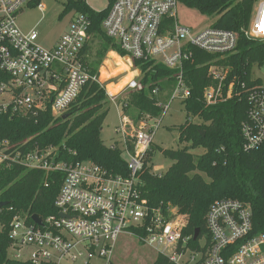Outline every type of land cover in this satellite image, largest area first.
I'll return each mask as SVG.
<instances>
[{"label":"built area","instance_id":"obj_1","mask_svg":"<svg viewBox=\"0 0 264 264\" xmlns=\"http://www.w3.org/2000/svg\"><path fill=\"white\" fill-rule=\"evenodd\" d=\"M37 3L0 0V70L8 76L0 81V114L36 115L49 107L53 117L58 118L65 115L88 81L104 87L84 58L92 37L88 16L75 13L68 29L45 48L37 43L35 31L24 32L16 22L19 11ZM109 4L101 21L102 33L126 52L123 57L115 53L128 58L130 67H134L132 60L143 59L173 70L169 100H159L161 90L154 87L150 96L160 107V114H144L134 120L125 113L126 101L122 103L114 128L117 140L107 147L121 151L127 166L125 175L112 173L90 160L63 159L59 146L39 147L28 140L0 138V165L63 174L53 202L55 212L36 213L39 224L32 220V214L10 204L0 209L11 214V258L31 264H111L113 246L125 233L154 247L157 256L165 257L169 264H264V234L252 233L248 203L232 198L214 201L205 214L206 233L199 232L194 239V231L185 233L187 218L176 207L172 211L170 205H148L141 195L139 177L144 163L151 173L162 174L151 170L148 153L171 102L178 99L184 106L190 95L183 65L194 48L214 56L208 68L212 84L203 90L204 103L216 105L230 98L233 91L244 97L247 109L240 124L242 147L249 151L260 146L264 142V85L255 70L264 71V60L251 64L248 81L234 74L225 87L230 67L218 61L237 52V32L210 25L193 31L181 25L176 17L179 0H109ZM241 34L264 43V0H254L250 21ZM135 75L123 89L130 92L146 88ZM105 92L114 102L117 95Z\"/></svg>","mask_w":264,"mask_h":264},{"label":"trees","instance_id":"obj_2","mask_svg":"<svg viewBox=\"0 0 264 264\" xmlns=\"http://www.w3.org/2000/svg\"><path fill=\"white\" fill-rule=\"evenodd\" d=\"M179 3L203 16L213 17L210 26L239 34L237 52L218 63L230 67L225 87L234 79V74L248 81L251 64L264 60V43L249 40L241 34L250 21L254 0H179ZM109 6L108 3L106 8L96 11L85 0H65L59 17L72 10L87 15L91 20L89 34L99 38L96 33L106 42V45L101 42L102 53L108 48L123 57L126 52L101 31V21ZM89 51L86 47L84 58L92 66L90 72L98 75L94 68L97 69L101 59L94 66ZM213 59V55L194 48L192 56L184 63V78L190 90L184 108L187 117L197 118L200 122L187 118L179 126L178 139L189 142L188 146L161 149L173 161L165 173L153 174L144 163L139 173L141 195L149 206L176 207L187 218L186 234H191L196 228L200 234L206 233L204 218L214 201L238 199L251 207L252 233L264 234V142L249 151L242 147L240 124L246 118L247 109L244 97L234 95L233 91L230 98L216 105H206L202 100L204 88L212 84L208 68ZM132 62L139 69L140 81L146 88L129 92L125 111L135 109V119L144 114L158 116L161 109L154 104L151 90L156 86L163 90L160 81H172L174 71L148 60L134 59ZM7 78V74L0 70V81ZM108 101L104 87L96 81H88L65 113L68 114L65 119L62 116L54 118L49 107L36 115L0 114V138L14 142L28 140L30 145L39 147L59 146L63 159L90 160L112 173L125 175L127 166L121 151L105 146L100 139ZM195 148H203L204 152L194 155L190 150ZM154 150L151 147L148 157ZM62 180L61 172L0 165V201H6L28 214L54 213L53 202ZM3 210L0 211V264H31L9 257L8 223L11 214ZM153 264L169 262L158 255Z\"/></svg>","mask_w":264,"mask_h":264},{"label":"rangeland","instance_id":"obj_3","mask_svg":"<svg viewBox=\"0 0 264 264\" xmlns=\"http://www.w3.org/2000/svg\"><path fill=\"white\" fill-rule=\"evenodd\" d=\"M37 1V5L25 6L21 11H19L16 17V22L24 32L35 31L38 35L37 43L42 47L48 48L51 47L68 29L71 18L76 12L72 10L64 14L62 17H59L63 12L65 0ZM85 2L92 9L99 11L107 7L109 0H85ZM38 5H40L41 7H39ZM176 17L178 23L192 29L193 31L208 27L214 20L213 17L211 18L203 16L196 10L187 8L182 4L177 5ZM95 35H97L99 38L91 37L89 39V56L90 61H93L94 66H96L98 60L101 59V62L97 66V69H94L98 72V79L100 83L104 85L105 91H107L106 88L108 89V87L112 85H117L121 82L126 84L125 76L130 72L138 74L135 75V79H140V71H136L135 67H130V61L128 58H123V60H126L129 66L128 71L121 70L119 72H111V74L106 73L108 71L110 72L111 68L115 67V61L111 58V55L114 52L106 48V51L102 53V49L100 47L101 42L104 45H106V42L100 35L96 33ZM99 54H101L100 57ZM115 56L117 57V55ZM255 72V75L261 78V83L262 85H264L263 69L255 70ZM104 77L108 79L101 80ZM160 83L163 84L164 88L159 92L158 98L161 101L167 102L169 100L170 91L173 88V82L163 80L160 81ZM123 88L124 86L120 89L121 91L119 90L117 93L111 94L117 95L114 101L115 103L109 100L106 106L108 112L100 131V139L105 146H109L114 143L115 140H117V136L114 134V128L119 122V113H121L122 103L126 101L129 94V90H125ZM125 113L131 120H134L137 111L133 108H130ZM187 118L195 123L200 122V120H198L197 118L187 117L186 110L183 104L178 99H175L173 102H171L169 110L165 114H163L160 125L155 131L152 141V147H154L155 150L151 155L150 167L154 173H165L169 166L173 163L171 159H169L162 153L161 149H178L189 145V142H181L178 139V128L186 121ZM190 152L194 155H200L204 152V149L195 148L193 150H190ZM204 178L207 180L205 176ZM173 210L174 208L172 206V211ZM7 253L9 257L13 255V252L11 250H8ZM156 257L157 252L154 247L139 242V240L133 235L124 233L119 236L117 242L114 245L113 253L111 255V264H153ZM62 264L79 263L63 262ZM98 264L102 263L98 262Z\"/></svg>","mask_w":264,"mask_h":264},{"label":"bare ground","instance_id":"obj_4","mask_svg":"<svg viewBox=\"0 0 264 264\" xmlns=\"http://www.w3.org/2000/svg\"><path fill=\"white\" fill-rule=\"evenodd\" d=\"M111 58L115 61V67L114 68H111V71L109 72L108 70V72H106V73H110L111 74V72H119V71H121V70H126V71H128L129 69H128V64H127V62H126V60H123V59H120V58H118V57H116L115 55H114V53L111 55ZM105 66V65H104ZM111 67V66H110ZM109 68V67H108ZM102 71H103V69H102ZM101 73H104V72H101ZM133 75H135V73L134 72H130L128 75H126L125 77H126V83H127V81H129V79L130 78H132V76ZM105 79H108V78H106V77H104V78H102L101 80H105ZM125 85V83H120V84H117V85H112V86H110V87H108V89L106 88V90L108 91V93L109 94H115V93H117L123 86Z\"/></svg>","mask_w":264,"mask_h":264},{"label":"water","instance_id":"obj_5","mask_svg":"<svg viewBox=\"0 0 264 264\" xmlns=\"http://www.w3.org/2000/svg\"><path fill=\"white\" fill-rule=\"evenodd\" d=\"M68 117V114H65V115H63L62 116V118L63 119H65V118H67ZM9 203L8 202H6V201H0V209L2 208V207H4V206H6V205H8ZM31 218H32V220L33 221H35L36 223H40L41 221H40V217H39V215L38 214H32V216H31ZM199 232H200V230H199V228H196V229H194V235H193V238L195 239L196 237H197V235L199 234Z\"/></svg>","mask_w":264,"mask_h":264},{"label":"crops","instance_id":"obj_6","mask_svg":"<svg viewBox=\"0 0 264 264\" xmlns=\"http://www.w3.org/2000/svg\"><path fill=\"white\" fill-rule=\"evenodd\" d=\"M88 44H89V42H88ZM88 44H87V46H88V47H87V50H89V48H90V44H89V45H88ZM110 51H112V50H110ZM113 52H114V51H113ZM113 52H112V53H113ZM114 54L117 55L115 52H114ZM117 57H118V56H117ZM118 58H120V57H118ZM120 59H122V58H120ZM118 238H119V237H118ZM117 240H118V239H117ZM117 240H116V242H117ZM116 242H115V243H116ZM114 245H115V244H114ZM113 248H114V246H113ZM112 253H113V250H112ZM112 253H111V255H112Z\"/></svg>","mask_w":264,"mask_h":264}]
</instances>
